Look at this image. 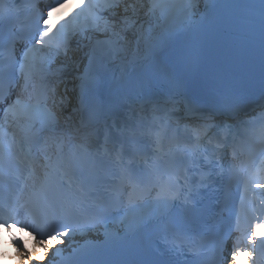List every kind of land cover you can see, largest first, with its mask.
Here are the masks:
<instances>
[{"label":"snow or ice","instance_id":"6c2138e0","mask_svg":"<svg viewBox=\"0 0 264 264\" xmlns=\"http://www.w3.org/2000/svg\"><path fill=\"white\" fill-rule=\"evenodd\" d=\"M200 3L78 0L54 18L68 0H0V242L17 264H264V0H240L231 55L208 66L222 0ZM227 154L235 222L194 234Z\"/></svg>","mask_w":264,"mask_h":264}]
</instances>
